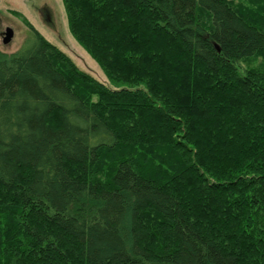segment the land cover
Masks as SVG:
<instances>
[{
    "label": "trees",
    "instance_id": "obj_1",
    "mask_svg": "<svg viewBox=\"0 0 264 264\" xmlns=\"http://www.w3.org/2000/svg\"><path fill=\"white\" fill-rule=\"evenodd\" d=\"M63 3L114 86L0 50V264H264V0Z\"/></svg>",
    "mask_w": 264,
    "mask_h": 264
},
{
    "label": "rangeland",
    "instance_id": "obj_2",
    "mask_svg": "<svg viewBox=\"0 0 264 264\" xmlns=\"http://www.w3.org/2000/svg\"><path fill=\"white\" fill-rule=\"evenodd\" d=\"M258 12L262 13L261 8ZM31 25L81 70L110 87L114 86L100 64L73 36L63 0H0V50L14 53L27 47L33 37ZM7 27H12L15 33L11 42L4 44L2 34Z\"/></svg>",
    "mask_w": 264,
    "mask_h": 264
},
{
    "label": "water",
    "instance_id": "obj_3",
    "mask_svg": "<svg viewBox=\"0 0 264 264\" xmlns=\"http://www.w3.org/2000/svg\"><path fill=\"white\" fill-rule=\"evenodd\" d=\"M14 29L12 27H7L2 34V41L4 44H9L14 37Z\"/></svg>",
    "mask_w": 264,
    "mask_h": 264
}]
</instances>
